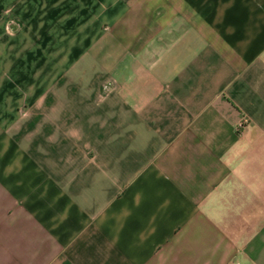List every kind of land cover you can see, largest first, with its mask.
<instances>
[{
  "label": "crops",
  "instance_id": "0c3cea01",
  "mask_svg": "<svg viewBox=\"0 0 264 264\" xmlns=\"http://www.w3.org/2000/svg\"><path fill=\"white\" fill-rule=\"evenodd\" d=\"M0 264H264V0H0Z\"/></svg>",
  "mask_w": 264,
  "mask_h": 264
},
{
  "label": "built area",
  "instance_id": "2783aa9c",
  "mask_svg": "<svg viewBox=\"0 0 264 264\" xmlns=\"http://www.w3.org/2000/svg\"><path fill=\"white\" fill-rule=\"evenodd\" d=\"M248 124V120L247 119H243L242 121H240L237 125H236V130L238 132H240L241 130H243Z\"/></svg>",
  "mask_w": 264,
  "mask_h": 264
}]
</instances>
